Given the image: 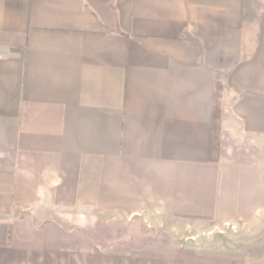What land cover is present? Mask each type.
Wrapping results in <instances>:
<instances>
[{
    "label": "crops",
    "instance_id": "crops-1",
    "mask_svg": "<svg viewBox=\"0 0 264 264\" xmlns=\"http://www.w3.org/2000/svg\"><path fill=\"white\" fill-rule=\"evenodd\" d=\"M250 2L0 0V264H264Z\"/></svg>",
    "mask_w": 264,
    "mask_h": 264
},
{
    "label": "rangeland",
    "instance_id": "rangeland-1",
    "mask_svg": "<svg viewBox=\"0 0 264 264\" xmlns=\"http://www.w3.org/2000/svg\"><path fill=\"white\" fill-rule=\"evenodd\" d=\"M264 0H251V2L246 5V19L247 22L252 24L253 26L256 24V21L259 18L261 13V9L263 6ZM198 239L204 241L212 242L215 241V244H224V243H232L233 241L237 242L238 238V229L228 228V229H213L208 233L207 230L198 232Z\"/></svg>",
    "mask_w": 264,
    "mask_h": 264
},
{
    "label": "trees",
    "instance_id": "trees-1",
    "mask_svg": "<svg viewBox=\"0 0 264 264\" xmlns=\"http://www.w3.org/2000/svg\"><path fill=\"white\" fill-rule=\"evenodd\" d=\"M219 87L216 88L215 92V103L213 107L212 115V134H211V155L214 159H217L219 155V141H218V130H219V120H220V109H219Z\"/></svg>",
    "mask_w": 264,
    "mask_h": 264
}]
</instances>
